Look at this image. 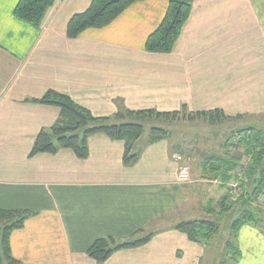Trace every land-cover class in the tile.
I'll use <instances>...</instances> for the list:
<instances>
[{"label": "crops", "instance_id": "crops-1", "mask_svg": "<svg viewBox=\"0 0 264 264\" xmlns=\"http://www.w3.org/2000/svg\"><path fill=\"white\" fill-rule=\"evenodd\" d=\"M17 2L0 0V208L37 214L12 232L14 257L24 264L213 262L204 244L174 226L207 217L206 206L227 193L219 180L177 161L170 138L143 146L132 169L122 165L124 142L103 133L88 138L86 158L68 148L31 155L37 134L60 112L31 99L54 89L95 116L114 115L121 105L221 109L240 115V128L264 130L249 124L264 123V0H193L170 52L145 49L168 0L134 2L77 38L66 35L67 22L91 0H56L40 28L14 15ZM183 165L188 180L179 177ZM153 231L146 244L118 250L103 263L86 254L98 238L123 241ZM238 245L235 264H264V229L243 225Z\"/></svg>", "mask_w": 264, "mask_h": 264}, {"label": "trees", "instance_id": "trees-1", "mask_svg": "<svg viewBox=\"0 0 264 264\" xmlns=\"http://www.w3.org/2000/svg\"><path fill=\"white\" fill-rule=\"evenodd\" d=\"M56 0H18L14 15L35 28H40L44 18ZM142 0H91L89 6L73 14L67 22L66 35L69 38L79 37L86 29L102 28L110 24L134 2ZM193 0H168V6L161 22L152 31L145 42V49L150 52H170L188 20ZM32 101L57 106L60 110L57 120L49 129H41L37 134L31 155L36 153H56L59 149L68 148L79 158L89 154L88 138L103 133L113 140L124 142V161L127 165L136 163L143 146L135 149L137 142L144 134V123L153 120L166 122L184 118L189 121L205 120L212 124H221L228 120L240 119L227 115L221 109L187 111L184 106L180 111H158L154 108L132 110L123 105L111 116H95L88 108L76 103L69 95L54 89H48L42 96ZM237 145L244 147L245 158L226 154L205 157L201 164L203 178L219 180L227 189L215 204L206 208L207 217L182 220L174 228L184 232L197 243L210 246L213 237L220 233L222 219L241 208L229 225L232 239L226 242V257L219 264H235L241 256L238 245V233L245 224H252L264 229V203H260L264 194V130L257 127L239 128ZM171 132L165 128L153 127L146 144L168 139ZM247 166L241 165L248 162ZM238 168L246 171L247 182H242V194L235 201L227 185L235 180ZM246 169V170H245ZM37 214L29 209L0 208V264H24L15 258L11 248V235L14 230L24 226L26 220ZM223 217V218H222ZM155 235L149 232L143 236L120 241L115 237L96 239L87 249L86 254L98 263L107 261L114 252L146 244Z\"/></svg>", "mask_w": 264, "mask_h": 264}, {"label": "rangeland", "instance_id": "rangeland-1", "mask_svg": "<svg viewBox=\"0 0 264 264\" xmlns=\"http://www.w3.org/2000/svg\"><path fill=\"white\" fill-rule=\"evenodd\" d=\"M144 124V134L137 142L135 149H140L143 145H147L146 142L151 135V130L153 127L165 128L171 132L169 141L170 144L174 146V149L178 152V154L175 155H182L183 157H181L188 162L191 172L193 171L194 174L197 173L198 175L199 172L201 174V170H192L193 166L200 167L204 158L211 155H223L228 153L230 155L245 158L244 147L236 144L238 138L236 135H234V132L244 125V123L240 122L238 119L228 120L221 124H212L211 122L205 120L189 121L182 117L176 121L166 122L164 120H153ZM249 124H256L257 126H260L264 123ZM175 155H173V157L176 159ZM122 162L123 166L129 167L131 169L134 166L138 167V164L136 163L127 165L124 161V154ZM249 163L250 160H248V162H243L241 165L247 166ZM134 171L137 170L135 169ZM235 173L236 178L232 181L237 183V186L234 193L231 194V200L237 201L242 194V190H240L242 186L241 184L243 181L247 182V179L244 178L246 176V171H244V169L238 168ZM259 200L260 203H264L263 195ZM234 209L235 211L232 212V214L229 216H224L225 218L222 217L223 219L220 233L211 239L210 246L207 247L209 253L207 256L209 257L210 254L211 256L213 255L214 261L212 262L210 258H208L203 264H219V262L224 258H229L228 256L226 257L225 254L226 242L228 239H232L229 232V225L241 208L236 206ZM194 216L187 218V220L193 218H202Z\"/></svg>", "mask_w": 264, "mask_h": 264}, {"label": "built area", "instance_id": "built-area-1", "mask_svg": "<svg viewBox=\"0 0 264 264\" xmlns=\"http://www.w3.org/2000/svg\"><path fill=\"white\" fill-rule=\"evenodd\" d=\"M177 161H181L182 157L180 155H175ZM179 177L183 180H188L190 178L189 168L187 165H183L179 171ZM229 188L231 189V194L234 193L237 183L234 181L228 183Z\"/></svg>", "mask_w": 264, "mask_h": 264}]
</instances>
